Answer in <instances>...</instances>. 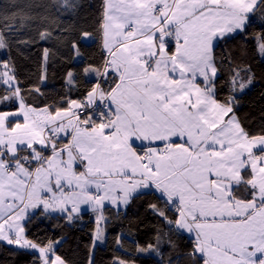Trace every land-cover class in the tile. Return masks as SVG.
Wrapping results in <instances>:
<instances>
[{"label":"snow or ice","instance_id":"obj_1","mask_svg":"<svg viewBox=\"0 0 264 264\" xmlns=\"http://www.w3.org/2000/svg\"><path fill=\"white\" fill-rule=\"evenodd\" d=\"M261 5L103 0L98 31L106 55L83 68L89 87L80 98L57 105L29 103L30 90L3 63L0 241L33 250L39 264H66L54 247L60 241L27 234L37 209L68 221L99 212L95 241L103 237L105 202L119 208L151 194L163 207L149 206L169 232L191 238L194 264H264V130L251 134L234 110L253 76L250 68H232L222 98L215 55L225 37L246 32ZM59 7L77 5L61 0ZM0 19L9 20L6 11ZM13 27L0 29V49ZM90 39L82 33V42ZM68 78L76 82L71 72ZM160 242L157 236L139 251L159 254Z\"/></svg>","mask_w":264,"mask_h":264},{"label":"trees","instance_id":"obj_2","mask_svg":"<svg viewBox=\"0 0 264 264\" xmlns=\"http://www.w3.org/2000/svg\"><path fill=\"white\" fill-rule=\"evenodd\" d=\"M60 3L61 0H0V13L6 11L9 16L7 22L0 19V29L5 23L14 25L4 33L7 39L6 47L0 49V70L7 63L21 87L30 90V94H25L28 102L40 107L57 105L68 97L80 98L89 87L83 68L99 64L106 55L98 31L103 0H75L77 7L72 10L59 7ZM12 13L17 15L13 17ZM85 31L92 34L91 43L82 42ZM41 33H46V37L41 38ZM262 35L264 5L257 8L246 32L225 37L215 50L221 64V84L225 85L222 98L227 95L226 83L232 68L251 70L252 83L237 93L238 103L234 107L242 126L251 134L264 130V59L259 52ZM73 42L80 53L78 60ZM69 72L75 83L68 82ZM151 204L163 207L155 196L144 194L133 198L124 210L105 208L106 242L94 252L96 223L89 214L71 222L63 216L37 211L38 215L28 224L27 234L44 242L60 241L55 245L56 252L66 264H117L120 259L126 264H194L189 255L192 240L180 232H169V226L155 214ZM157 236L161 238L157 245L159 254L139 251L150 243L156 245ZM34 257L37 255L25 249L0 242V264H39Z\"/></svg>","mask_w":264,"mask_h":264},{"label":"crops","instance_id":"obj_3","mask_svg":"<svg viewBox=\"0 0 264 264\" xmlns=\"http://www.w3.org/2000/svg\"><path fill=\"white\" fill-rule=\"evenodd\" d=\"M258 8V7H257ZM257 8L256 9H254V11H253V13H250L249 14V16H250V18H251V20L254 18V15H255V12H256V10H257ZM234 34H238V33H233V34H231V35H234ZM18 81V80H17ZM20 86H21V84H20ZM145 192H146V190H145ZM128 206V204L127 205H120L119 206V208H117L116 206H113V205H111L110 203H108V202H105V206H104V209L105 208H107V207H110V208H112V209H115V210H124L126 207ZM86 207V206H85ZM122 207H124V208H122ZM104 209L102 210V211H104ZM36 211H40L39 209H37ZM96 214V215H99L100 213L99 212H93V211H91L90 209L89 210H87V211H82L73 221H76L77 219H79V217H81L82 215H84V214H89L90 215V217H91V219H92V214ZM46 214H48V213H46ZM48 215H59V216H62L60 213H50V214H48ZM95 221V220H94ZM72 222V221H71ZM104 222H105V220H104ZM104 222H103V225H104ZM180 233H182V234H184L185 236H187L188 238H190L189 237V235L186 233V232H183V231H179ZM191 239V238H190ZM0 242H2V243H4L3 241H0ZM5 244V243H4ZM10 246V245H9ZM54 247H55V245H54ZM27 251H29V252H31V253H33V254H35V255H39L38 253H35L33 250H27Z\"/></svg>","mask_w":264,"mask_h":264},{"label":"rangeland","instance_id":"obj_4","mask_svg":"<svg viewBox=\"0 0 264 264\" xmlns=\"http://www.w3.org/2000/svg\"><path fill=\"white\" fill-rule=\"evenodd\" d=\"M92 42V39H90L88 42H87V44L88 43H91ZM259 52H260V50H259ZM260 55L262 56V58L264 59V53H261L260 52ZM78 57H79V55H76V60H78ZM122 208H124V207H122ZM96 214L94 213V214H92V220H95V223H96ZM81 219V217H79V219H77V220H80ZM104 220H105V218H104ZM104 220L101 222V228L103 229V237H102V239H100V240H93V245H92V251L94 252V250L97 248V247H104L105 246V242H106V233H105V231H104V228H103V222H104ZM96 228H97V224H96ZM95 232H96V229H95ZM94 236H95V234H94ZM4 242V241H3ZM5 244H7L6 242H4ZM8 245V244H7ZM10 246H13V247H16L15 245H10ZM17 248V247H16Z\"/></svg>","mask_w":264,"mask_h":264}]
</instances>
